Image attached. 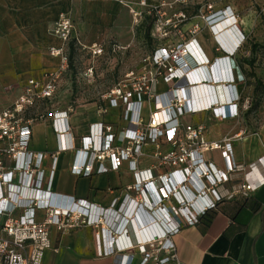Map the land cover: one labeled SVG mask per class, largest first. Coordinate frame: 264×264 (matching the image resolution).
I'll use <instances>...</instances> for the list:
<instances>
[{
	"label": "built area",
	"instance_id": "2783aa9c",
	"mask_svg": "<svg viewBox=\"0 0 264 264\" xmlns=\"http://www.w3.org/2000/svg\"><path fill=\"white\" fill-rule=\"evenodd\" d=\"M102 1L125 8L136 24L145 17L153 18L158 38L165 39L173 31L181 41L157 47L142 59L137 70L127 72L103 95L110 107L123 108L122 118L127 126L116 135L109 125H91L89 135L77 147L69 124L73 109L46 111L47 102L54 98L62 72L68 67L66 45L74 31L68 16L59 17L52 34L62 41V46L49 51L51 56L60 59L59 70L46 74L42 80H28L22 93L0 111V264H42L46 251H58L50 242L51 226L60 233L78 227L94 229L96 256L111 257L112 264H181L173 238L184 227L196 225L224 199H231L235 194L247 196L252 191L248 184L232 191L224 188L231 175L241 170L234 162L231 145L239 135L207 141L202 125L182 121L185 115L201 112H211L220 119L239 116L241 97L229 61L245 37L240 30L233 31V40L239 41L234 50L218 42L229 43L219 33L222 32L220 19L229 10L213 11L207 16L217 42L216 51L224 54L210 61L195 39L198 25H192L188 32L191 38L185 39L181 25L187 19L183 13L163 19L162 9L166 6L163 2L150 5L148 0ZM208 8L211 10V6ZM119 50L114 46L111 52ZM90 53L102 57L105 50L101 44H94ZM88 73L92 74V68ZM227 73L230 78L224 76ZM159 81L168 88L155 93ZM214 82L225 85V101L222 103L207 89L205 103L200 102L195 93L197 85L207 88ZM150 102L153 111L145 120L142 107ZM249 106L246 101L242 109L247 110ZM46 119L50 120L56 135L58 151L74 153L72 174L88 176L96 165L97 172H106L100 164L106 159L116 170L124 162L128 163L134 181L126 187L127 193L122 199H116L108 209L73 199L68 207L53 203L51 172L47 175L43 167L47 154L29 150L33 125ZM161 143L169 144L171 150L160 154ZM147 145L155 147L154 168H167L168 172L155 175L152 169L137 167L142 148ZM212 151L220 152L223 170L204 159V154ZM37 211L44 212L42 221L36 220Z\"/></svg>",
	"mask_w": 264,
	"mask_h": 264
},
{
	"label": "crops",
	"instance_id": "0c3cea01",
	"mask_svg": "<svg viewBox=\"0 0 264 264\" xmlns=\"http://www.w3.org/2000/svg\"><path fill=\"white\" fill-rule=\"evenodd\" d=\"M115 4L102 0H0V111L22 93L28 80H42L46 74L59 70L60 59L51 56L49 51L62 46V41L52 34L54 24L61 15L68 16L71 21L83 19L94 31L101 28L99 25L102 23L117 25L118 19H125V22H120L122 24L127 22L126 19L132 20L125 8ZM192 24L186 22L181 28L186 33ZM76 28L72 38L79 41L77 30L80 31L79 35H83L84 28L83 31ZM95 37L96 34L88 37L91 40L89 45L80 43L88 49V53L92 45L100 44L94 41ZM190 38L187 33L185 39ZM208 38L210 47L203 44L199 36L195 37L206 58L212 61L223 56V53L215 50L217 42L210 31ZM223 38L226 42L227 37ZM180 41L178 38L173 40L175 44ZM163 46H167V43ZM231 63L235 82H238L237 90L241 95L242 76L236 70L234 60L231 59ZM218 87L220 84L216 86V93L223 103L224 94ZM167 88L165 83L159 81L154 92L162 93ZM58 91L59 86L55 96ZM55 96L47 102L46 111L73 109L69 124L77 147H80L82 138L89 135L91 125H109L116 135L127 126L122 118L123 108L110 107L103 96L90 101L79 98L72 104L67 98L60 107L53 104ZM152 111V103H145L141 111L143 118L146 120ZM236 119L216 118L211 112L185 115L182 118L185 124L202 125L207 141H220L239 135L231 145L234 162L241 166V170L231 175L230 182L224 188L232 191L241 184H248L252 191L247 196L235 194L231 199H224L218 210L202 218L196 225L184 227L173 238L181 264H264V130L259 135L242 137V131L238 132L235 126ZM57 147L56 135L49 119L33 125L29 150L47 154L43 167L47 175L51 172L50 191L53 203L57 206L68 207L73 199L108 209L116 199H122L127 193L126 187L133 184V174L127 162L116 170L111 161L106 159L100 163L107 169L106 172H97L96 165L88 176L74 175L71 173L74 153L60 152ZM169 150V144L161 143L158 152L165 154ZM154 153L153 145L143 146L137 167L140 170L152 169L155 175L165 174L167 168H154L157 161ZM204 159L217 169H224L220 152H207ZM128 194L133 196L132 193ZM166 204L170 205L171 201ZM43 219L44 212L37 211L36 220ZM94 233L95 230L90 227H78L60 233L51 226L50 242L58 251H46L42 264H112L113 258L96 256Z\"/></svg>",
	"mask_w": 264,
	"mask_h": 264
},
{
	"label": "rangeland",
	"instance_id": "374dc122",
	"mask_svg": "<svg viewBox=\"0 0 264 264\" xmlns=\"http://www.w3.org/2000/svg\"><path fill=\"white\" fill-rule=\"evenodd\" d=\"M162 2L166 4L162 9L163 19L183 13L187 20L182 24L195 22L198 25L195 37L199 36L202 43L208 47L209 31L211 34L212 32L207 16L213 11L229 10L233 13L238 30H241L245 37L240 49L232 57L236 70L242 76L239 116L235 126L238 132L242 131V137L259 135L264 130V0H149L150 5ZM208 6H211V10ZM126 20L127 22L122 24L120 22H125V19H118L117 25L102 23L97 31L91 30L92 26L83 19L72 20L75 28L82 31L84 28V31L83 35H79L80 31L77 30L80 42L71 38L66 45L68 67L62 72L59 91L53 101L54 106H62L63 100L67 98L71 104L79 98L88 101L100 98L112 89L128 70L138 69L144 57L164 43H167V46L174 45L173 40L178 38L177 33L173 31L165 39L158 38L155 21L149 24L150 17H145L138 24L130 18ZM191 27L186 33L181 28L184 37ZM94 34V41L100 43L105 50L102 57L92 56L88 49L80 44L89 45L91 40L88 37ZM114 46L119 47L118 53L111 52ZM90 68L91 75L88 73ZM237 83L236 80L235 84ZM246 101L250 106L243 110L242 106Z\"/></svg>",
	"mask_w": 264,
	"mask_h": 264
},
{
	"label": "bare ground",
	"instance_id": "6f19581e",
	"mask_svg": "<svg viewBox=\"0 0 264 264\" xmlns=\"http://www.w3.org/2000/svg\"><path fill=\"white\" fill-rule=\"evenodd\" d=\"M223 19H221V23H220V27H221V31L222 32H219L220 35H222V37H227L226 39H228L229 43H226L224 44V47H226L227 49H232L234 50V47L239 43L238 42H235L233 40V35L235 30L239 31L238 30V27H237V22H236V19L234 17H232L231 13L228 12L226 14H224V16H222ZM232 41V42H231ZM220 44L223 45L222 41L220 40ZM237 47V46H236ZM231 63V61H229V64ZM232 65V63H231ZM228 75V76H227ZM227 75L225 74L224 76L227 78H230L229 76V73H227ZM222 78L224 79V77L222 76ZM219 79V78H217ZM219 84L217 83H213V84H208L207 88H204L202 84H198L197 87L195 88V93H196V96L198 95V97L200 98V102L202 103H205L206 101V90L208 89L209 91H212L216 94L217 96V93H216V86H218ZM212 86V87H211ZM225 85L221 84L220 83V91L223 93V88H224ZM224 94V93H223ZM225 100V94L224 96H222ZM224 102V101H223ZM204 105V104H203Z\"/></svg>",
	"mask_w": 264,
	"mask_h": 264
},
{
	"label": "trees",
	"instance_id": "16d2710c",
	"mask_svg": "<svg viewBox=\"0 0 264 264\" xmlns=\"http://www.w3.org/2000/svg\"><path fill=\"white\" fill-rule=\"evenodd\" d=\"M152 22H153V18H150L149 24H151ZM223 202H224V201H221V202L218 204V206H217L216 209H214V210H210V211H208L205 215H203V216L199 219V222H200V220H201L202 218H204V217L208 216L210 213H214V211L218 210L219 206H220Z\"/></svg>",
	"mask_w": 264,
	"mask_h": 264
}]
</instances>
